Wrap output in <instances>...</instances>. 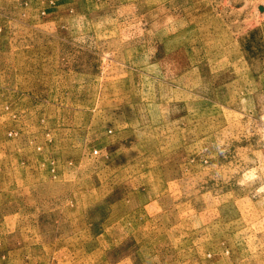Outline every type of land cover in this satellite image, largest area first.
I'll return each mask as SVG.
<instances>
[{"label":"rangeland","instance_id":"374dc122","mask_svg":"<svg viewBox=\"0 0 264 264\" xmlns=\"http://www.w3.org/2000/svg\"><path fill=\"white\" fill-rule=\"evenodd\" d=\"M0 264H264V0H0Z\"/></svg>","mask_w":264,"mask_h":264}]
</instances>
